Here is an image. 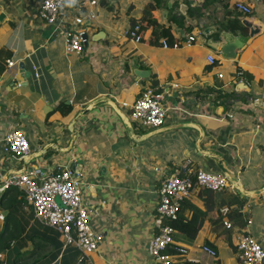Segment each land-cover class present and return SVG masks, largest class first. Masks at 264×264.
<instances>
[{
    "label": "crops",
    "instance_id": "crops-1",
    "mask_svg": "<svg viewBox=\"0 0 264 264\" xmlns=\"http://www.w3.org/2000/svg\"><path fill=\"white\" fill-rule=\"evenodd\" d=\"M78 1L67 4L70 13L80 12ZM187 1L198 6L203 0H101L90 23L84 20L87 39L82 51L68 52L62 30L53 29L38 16L41 0H0V175L23 163L4 152L7 130L22 127L31 150L50 141L66 146L71 137L67 124L79 107L108 94L127 112L123 103L134 101L153 77L169 105L164 123L200 122L205 130L204 147L219 152L247 188L264 184V1L242 0L251 4L252 12L238 18L241 23L247 19L255 24L258 32L236 59L223 58L200 38L179 47H164V35L154 32L150 24L141 30L140 40L126 36L132 20L140 19L148 6L151 17L170 27L169 39L181 40L197 29L180 12V3L188 5L186 15L190 19L201 18L205 24L231 21L236 9L234 0H213L203 9L204 16L198 17ZM211 52L216 63L210 68L207 56ZM10 58L16 64L7 68ZM20 60L32 72L26 84L18 66ZM135 69L144 70V75L135 74ZM240 80L246 84L236 88ZM206 88H210L209 93ZM218 90L233 95L221 104L213 100ZM62 99L68 100L72 110L65 114L58 109L47 117ZM136 126L138 133L151 129ZM74 129L71 149L50 147L27 166L49 172L60 166L72 168L76 158L82 160L76 164L74 175L82 183L84 202L92 208L91 222L102 234L97 249L85 252L65 245L62 233L35 219L23 197L12 207L16 236L0 251V264H153L148 246L160 186V174L153 167L182 171L190 160V167L217 170L213 160L195 153L197 131L177 128L131 143L120 117L105 104L78 119ZM198 189L183 201L180 215L190 217L194 207L204 209ZM220 194L216 193L217 201ZM243 197V205L233 207H240L251 221L234 229L230 236L224 235L220 225L217 231L212 227L219 212L223 214L221 208L204 219L192 240L175 229L174 237L186 249L188 259L199 264H235L234 245L240 230L250 232L264 246V194ZM3 214L0 206V230ZM207 239L214 241L216 256L202 250Z\"/></svg>",
    "mask_w": 264,
    "mask_h": 264
},
{
    "label": "built area",
    "instance_id": "built-area-1",
    "mask_svg": "<svg viewBox=\"0 0 264 264\" xmlns=\"http://www.w3.org/2000/svg\"><path fill=\"white\" fill-rule=\"evenodd\" d=\"M101 0H79L81 10L72 14L67 9L66 0H41L37 14L53 29H61L64 46L68 52H81L86 41L84 20L95 17V7ZM232 6L243 13L251 12V4L242 0H234ZM129 39L138 41L142 38L139 26L130 25L125 31ZM199 36L191 32L184 40L169 41L161 39L164 47H179L182 43H192ZM210 63H214L216 56L211 52L207 56ZM16 64L15 59H7L6 67ZM128 106V115L133 122L148 128H155L164 124L169 105L163 100L160 91H155L151 85H146L139 96ZM4 152L12 159H20L31 151L26 131L22 127H13L3 136ZM187 160L182 171L175 170L168 175L159 166L153 170L160 174L158 200L155 205L156 218L154 231L150 239L148 251L153 264H170L172 257L167 251V245L173 240L175 227L166 220L176 219L182 202L194 189L207 187L211 189L233 188L232 183L219 171L206 169L201 166L190 167ZM16 186L24 193L26 201L30 204L35 219L44 225H50L59 230L65 245H74L78 249L90 252L97 249L102 234L91 222L92 208L83 200L82 183L74 175L71 167L60 166L53 171H44L42 168L32 166L19 173H11L0 182V190L7 186ZM229 210L228 206L221 208L223 214ZM251 220L248 219L247 222ZM224 224L230 222L224 219ZM235 264H264V246L262 242L250 232L241 230L236 239ZM202 250L213 256L217 251L210 245L203 244ZM181 250L186 251L182 246ZM1 256V254H0Z\"/></svg>",
    "mask_w": 264,
    "mask_h": 264
},
{
    "label": "water",
    "instance_id": "water-1",
    "mask_svg": "<svg viewBox=\"0 0 264 264\" xmlns=\"http://www.w3.org/2000/svg\"><path fill=\"white\" fill-rule=\"evenodd\" d=\"M72 3V0H66V4L70 5ZM188 5L186 3H180L179 4V10L182 14L185 15L186 20L196 26L198 36L206 45L209 47L219 51L220 55L223 58L228 59H236L239 57V51L244 49L247 45V43L251 42L252 36L255 32H258V27L255 26L252 22L248 21L247 19H242V24L247 28V33L244 34L241 32L240 29H227L223 28L221 24L214 23V24H205L204 19L201 18H193L190 19L188 15H186V9ZM88 23H90L89 20H87ZM86 37V35H85ZM18 66L20 67L23 75V84H26V78L31 76V70L27 69L25 67V63L23 60H20L18 62ZM135 74L137 75H144L143 72H145L142 69H135ZM244 81H237L235 84L236 88L245 86ZM68 102V100H67ZM99 104H105L109 105L115 113L120 117L123 126L125 128V131L130 139L131 143H135L138 141H142L146 139L147 137L160 133L163 131H168L172 129L177 128H192L197 131V136L194 140L193 146L194 151L199 156H203L205 158H210L213 160L214 164L217 166V170H219L229 181L232 183L233 188L239 192L242 196L246 197H257L259 195L264 194V184L255 187V188H247L241 178L237 175L235 171H233L230 167L227 166L223 156L217 152L215 149H212L210 147H204L201 144V141L205 135L204 127L201 125L200 122L190 119V120H181L176 121L173 123H164L158 127L149 129L145 132L138 133L135 130V127L132 123V121L129 118V115L127 112L123 109L122 106H120L114 98H112L108 94H102L99 95L85 104H83L75 114L71 117L69 123L67 124V128L71 132V137L68 141V144L66 146H60L57 143H53L52 141L45 143L41 148L36 150H31L29 153L21 157L19 160L22 161V166L18 168H8L2 175H0V182L4 178H6L11 173H19L24 171L26 168H31L30 166H27L28 162L32 158H37L47 152V150L51 147L56 149L57 151H68L71 149L72 144L76 138V131L74 129L75 122L80 119L83 115L88 113L90 110H92L94 107H96ZM75 164L72 166V171L75 175H77V168L76 164L81 163L80 158H76ZM108 264V263H106Z\"/></svg>",
    "mask_w": 264,
    "mask_h": 264
},
{
    "label": "trees",
    "instance_id": "trees-1",
    "mask_svg": "<svg viewBox=\"0 0 264 264\" xmlns=\"http://www.w3.org/2000/svg\"><path fill=\"white\" fill-rule=\"evenodd\" d=\"M209 1H213V0H203L198 6L195 4L194 5L190 4L188 1L187 3L190 4V7L194 10L193 12H195V15L200 17V16H204L203 9L206 8L205 6L209 4ZM150 11H151V7L150 6L146 7L145 14L140 19H133L131 22L132 23L131 26L133 27L134 25L137 24L139 26V31H141L146 24H150L153 26L154 32L161 31L167 40L169 41L178 40V39H169V37L172 36V34L170 33V27L164 24H159L155 18L151 17ZM251 12L243 13L238 9H235L234 11L232 10L233 17L231 18V21H226V20L220 21L219 24H221L223 28H227V29H240L241 32L246 34L247 28L241 23L240 19L238 18V15L239 14L250 15ZM215 63L216 60L214 63H211L209 65L210 68L213 67ZM156 82H157L156 79L152 77L151 84L149 85L153 86L155 88V91H160L159 87H157ZM209 90L210 88H206L207 93H209ZM231 95L233 94L218 90L213 100H215L218 103L224 104ZM58 109L62 110V112L66 114L72 110V105L62 99L58 103H56L51 110L48 111L47 117L53 111ZM127 112H128V108H127ZM134 126L136 131H138L137 129L139 128H137L136 122H134ZM167 169L172 171V168L170 167ZM169 173L170 172H166V170L164 171V175H168ZM198 190H199V195L203 197L204 209H201L199 207H194L193 213L191 214L190 217L182 216L179 213L176 219L166 220L169 221V223L173 225L175 229H178L180 232L182 231L185 232L187 237L192 240L193 237H195L204 219L211 217L212 212H214L215 209L219 211L220 208L224 206H228L229 210L226 212V214H222L221 212H219L220 217L217 220H215L212 225L213 229L215 227L214 229L215 231H217L216 226L220 225L224 232V235L230 236L234 229L243 228L246 226L247 214L245 212H242L240 207L237 208L233 207L234 205L242 206L244 197L241 196V194L237 192L234 188L226 187L224 189L216 190L207 187H200ZM218 192L221 194L217 201L215 196L216 193ZM23 197L25 198L23 191L13 185L7 186L2 191H0V206L4 210V214H3L4 223H3V228L0 230V251L3 249V247H6L8 244H10L11 240L16 236V234H13L12 231V229L14 228L12 224L15 223L13 221L16 219L15 217L16 214L13 212L12 207L15 204V202H17ZM224 219L230 222V226L224 224L223 221ZM203 244L210 245L211 247H214L216 249V245L214 244V241L210 239H207ZM234 246L235 249L237 250V245L235 244ZM181 247L182 246L176 240V235L174 237L173 234V240L167 245L166 248L172 257V261L170 264H199L197 261L188 259L186 257V251L181 250Z\"/></svg>",
    "mask_w": 264,
    "mask_h": 264
},
{
    "label": "rangeland",
    "instance_id": "rangeland-1",
    "mask_svg": "<svg viewBox=\"0 0 264 264\" xmlns=\"http://www.w3.org/2000/svg\"><path fill=\"white\" fill-rule=\"evenodd\" d=\"M195 167V166H194Z\"/></svg>",
    "mask_w": 264,
    "mask_h": 264
}]
</instances>
